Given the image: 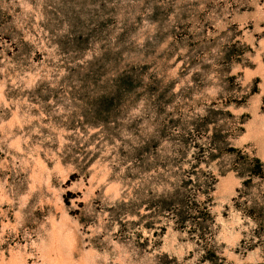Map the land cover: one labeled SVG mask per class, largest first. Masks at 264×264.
Returning a JSON list of instances; mask_svg holds the SVG:
<instances>
[{
  "label": "rangeland",
  "instance_id": "1",
  "mask_svg": "<svg viewBox=\"0 0 264 264\" xmlns=\"http://www.w3.org/2000/svg\"><path fill=\"white\" fill-rule=\"evenodd\" d=\"M0 264H264V0H0Z\"/></svg>",
  "mask_w": 264,
  "mask_h": 264
},
{
  "label": "trees",
  "instance_id": "2",
  "mask_svg": "<svg viewBox=\"0 0 264 264\" xmlns=\"http://www.w3.org/2000/svg\"><path fill=\"white\" fill-rule=\"evenodd\" d=\"M256 162H257V164L259 163V161H258V160H256Z\"/></svg>",
  "mask_w": 264,
  "mask_h": 264
}]
</instances>
